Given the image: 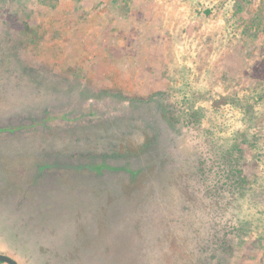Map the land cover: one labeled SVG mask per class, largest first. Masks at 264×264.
<instances>
[{
  "label": "rangeland",
  "instance_id": "374dc122",
  "mask_svg": "<svg viewBox=\"0 0 264 264\" xmlns=\"http://www.w3.org/2000/svg\"><path fill=\"white\" fill-rule=\"evenodd\" d=\"M0 253L264 264V0H0Z\"/></svg>",
  "mask_w": 264,
  "mask_h": 264
},
{
  "label": "trees",
  "instance_id": "16d2710c",
  "mask_svg": "<svg viewBox=\"0 0 264 264\" xmlns=\"http://www.w3.org/2000/svg\"><path fill=\"white\" fill-rule=\"evenodd\" d=\"M22 70H25V69H23L22 68ZM28 73H30V75H31V77L35 80H37V78H38V75H37V71L36 70H33V69H31V70H26ZM170 79V78H169ZM176 79H178V80H180L181 78H175L174 80H172V79H170L171 80V83H173V81L174 82H176L177 80ZM240 151V150H239ZM235 153H237V152H235V150H230V152L228 151V153H227V156L229 157L230 155H234Z\"/></svg>",
  "mask_w": 264,
  "mask_h": 264
},
{
  "label": "water",
  "instance_id": "95a60500",
  "mask_svg": "<svg viewBox=\"0 0 264 264\" xmlns=\"http://www.w3.org/2000/svg\"><path fill=\"white\" fill-rule=\"evenodd\" d=\"M0 263H3V264H19L17 262V260H15L11 256L6 255L4 253H0Z\"/></svg>",
  "mask_w": 264,
  "mask_h": 264
}]
</instances>
